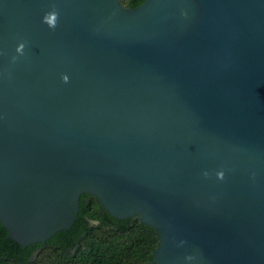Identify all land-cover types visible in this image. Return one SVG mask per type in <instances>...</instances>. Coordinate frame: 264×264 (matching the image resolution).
<instances>
[{"label": "water", "instance_id": "obj_1", "mask_svg": "<svg viewBox=\"0 0 264 264\" xmlns=\"http://www.w3.org/2000/svg\"><path fill=\"white\" fill-rule=\"evenodd\" d=\"M82 194L150 264H264V0H0V223L44 243Z\"/></svg>", "mask_w": 264, "mask_h": 264}, {"label": "trees", "instance_id": "obj_2", "mask_svg": "<svg viewBox=\"0 0 264 264\" xmlns=\"http://www.w3.org/2000/svg\"><path fill=\"white\" fill-rule=\"evenodd\" d=\"M143 1L120 0L130 8ZM158 242L157 232L137 217L116 219L94 195L82 194L70 229L56 232L44 243L22 247L7 237L0 223V264H150Z\"/></svg>", "mask_w": 264, "mask_h": 264}, {"label": "clouds", "instance_id": "obj_3", "mask_svg": "<svg viewBox=\"0 0 264 264\" xmlns=\"http://www.w3.org/2000/svg\"><path fill=\"white\" fill-rule=\"evenodd\" d=\"M57 19H58V13L55 10H52V11L46 12L43 15L42 22L46 23L49 28H53L54 29L56 27ZM24 47H25V44L23 42H21V43L17 44L15 51L17 53L23 54ZM12 59H13V61H15L16 57H13ZM61 79L64 82H67L68 81V76L62 74ZM204 175H207V173L205 172ZM216 176H217V178L222 179L223 178V172L218 171L216 173ZM180 243L183 244L184 241H181ZM186 259H192V257L188 256V257H186Z\"/></svg>", "mask_w": 264, "mask_h": 264}, {"label": "flooded vegetation", "instance_id": "obj_4", "mask_svg": "<svg viewBox=\"0 0 264 264\" xmlns=\"http://www.w3.org/2000/svg\"><path fill=\"white\" fill-rule=\"evenodd\" d=\"M86 195H89V194H86ZM90 197V196H89Z\"/></svg>", "mask_w": 264, "mask_h": 264}]
</instances>
